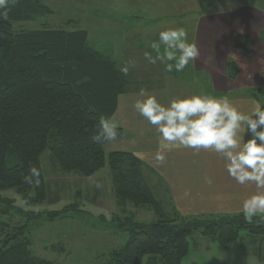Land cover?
<instances>
[{"label":"trees","instance_id":"16d2710c","mask_svg":"<svg viewBox=\"0 0 264 264\" xmlns=\"http://www.w3.org/2000/svg\"><path fill=\"white\" fill-rule=\"evenodd\" d=\"M6 9L7 18L0 16V193L13 190L25 203L37 206L59 202L42 168V156L50 150L65 173L91 177L108 166L121 207L145 208L158 218L145 223L134 217H114L127 239L102 264H183L190 253V239L199 231L222 247L238 243L245 235L243 245L246 241L245 248L264 264V216L254 217L249 224L243 214L185 217L168 213L149 189L137 155L113 152L106 157L104 147L110 143L91 141L100 117L112 122L119 98L134 89L140 92L142 85L133 74L119 70L124 63L117 66L91 49L86 31H15L17 23L47 13L39 1L9 0ZM248 41L247 36L236 37V45L240 42L250 52ZM239 73L236 65H230V78ZM117 132L119 141L124 130L117 127ZM33 166L40 171L38 186L23 180ZM14 198L0 194V264H59L34 254L26 225H11V216H22L13 212ZM72 205L79 204L75 201L53 217L62 220Z\"/></svg>","mask_w":264,"mask_h":264},{"label":"rangeland","instance_id":"374dc122","mask_svg":"<svg viewBox=\"0 0 264 264\" xmlns=\"http://www.w3.org/2000/svg\"><path fill=\"white\" fill-rule=\"evenodd\" d=\"M35 1L44 5L47 13L29 22L17 23L15 31H86L94 51L118 61L117 66L132 61L129 71L142 85L141 89L154 94L162 104L167 105L171 99L193 92L224 93L225 85L219 79L233 82L230 88L235 87L247 96L258 95L264 103V0ZM223 16H229L230 20ZM169 27H183L189 41L199 50L198 57L182 72H168L163 62L152 64L145 58V52L156 55L150 45L158 40L160 31ZM238 35L249 38L250 52L242 43L236 45ZM230 65L240 69L235 79L228 75ZM138 94L134 89L121 97L114 121L118 124L128 122L123 128L126 140L106 145V157L113 152L134 153L148 149L150 146L146 142L158 133L135 111L133 105L140 98ZM41 161L45 180L53 195L60 197L59 202L37 206L25 203L13 190L0 193L16 197L13 212L23 217L11 216V225L18 222L26 225L37 257L59 264H100L127 239L117 229L121 222L114 217H134L145 223L157 221L155 213L145 208L129 204L125 209L121 207L114 195L108 166L94 176L83 177L62 172L50 150L43 154ZM142 171L149 189L169 213L166 197L156 180L147 172L145 174L144 169ZM75 201L79 205L70 206L62 220L53 217L54 212ZM5 221H9L8 217ZM201 233L197 232L190 239V253L183 264H259L245 248L246 241L243 245L245 235L238 243L222 247Z\"/></svg>","mask_w":264,"mask_h":264},{"label":"clouds","instance_id":"9594fccd","mask_svg":"<svg viewBox=\"0 0 264 264\" xmlns=\"http://www.w3.org/2000/svg\"><path fill=\"white\" fill-rule=\"evenodd\" d=\"M9 0H0V16L7 18ZM161 45L163 50L161 51ZM155 56L145 52L149 63L163 62L165 70L182 72L194 61L199 50L188 39L183 27H169L160 31L158 40L150 45ZM132 61L120 67L127 75ZM133 105L136 112L155 127L160 142L155 159L163 163L166 153L173 149L201 150L218 154L224 161L228 175L238 184L255 183L258 191L244 200L240 212L251 224L254 217L264 216V104L252 101L250 112H241L227 97L193 94L175 97L167 105L146 89H141ZM246 136L250 138L245 139ZM118 140L117 127L110 118L100 117L91 141L97 144ZM40 171L35 167L23 177L25 183L39 185ZM213 183L211 178L207 181Z\"/></svg>","mask_w":264,"mask_h":264},{"label":"crops","instance_id":"0c3cea01","mask_svg":"<svg viewBox=\"0 0 264 264\" xmlns=\"http://www.w3.org/2000/svg\"><path fill=\"white\" fill-rule=\"evenodd\" d=\"M223 18L230 20L229 16H223ZM113 62L119 64L118 61ZM219 82L225 85L224 93L222 91L212 95L227 97L241 112H250L253 100L264 104L258 95L247 96L235 87L230 88L229 85L233 82L220 79ZM193 94L202 93L193 92L190 95ZM204 94H208V91L205 90ZM118 110L112 123L123 129L128 122L118 124L114 121ZM248 138L250 137H245V139ZM149 140L146 142L150 146L148 149H141L134 153L142 160L145 174L146 172L150 174L164 193L169 213H177L185 217L242 214L240 209L244 200L258 191L255 183L241 185L231 178L222 157L216 153L205 150L194 153L191 149H173L165 154V161L160 163L155 159L160 134L153 135ZM209 178L213 180L212 184L207 182ZM158 196L161 197L160 192Z\"/></svg>","mask_w":264,"mask_h":264}]
</instances>
